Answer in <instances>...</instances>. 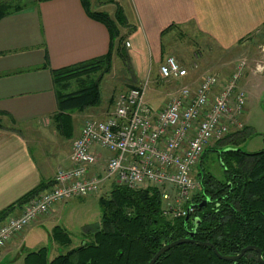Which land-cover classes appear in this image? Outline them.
<instances>
[{
	"label": "crops",
	"instance_id": "obj_1",
	"mask_svg": "<svg viewBox=\"0 0 264 264\" xmlns=\"http://www.w3.org/2000/svg\"><path fill=\"white\" fill-rule=\"evenodd\" d=\"M95 1V7L89 4L91 12L110 15L102 10L101 1ZM32 2L0 19V212L36 188L47 189L55 172L69 166L70 142L77 137L82 121L108 115L99 113L101 105L73 110L66 113L69 137L68 127L63 133L57 129L54 116L58 109L50 71L104 56L108 33L102 24L86 15L81 0ZM116 2L132 29H120V33L126 35L128 66L135 83H153L158 64L170 56L162 58L160 41L164 30L165 34L181 29L194 32L221 51L230 50L250 35L264 34V0ZM139 50L144 54L141 65ZM112 55L113 61L116 56ZM190 79L193 76L187 74L182 80ZM149 91L144 102L153 109L161 108L175 93L155 85ZM96 155L98 171L109 155ZM21 207L12 208L7 216H17ZM60 208V204L53 205L26 230H45L48 226L46 236L54 243L50 234L59 227L55 223L60 218ZM21 233L11 239L5 250L0 249V261L23 247Z\"/></svg>",
	"mask_w": 264,
	"mask_h": 264
},
{
	"label": "trees",
	"instance_id": "obj_2",
	"mask_svg": "<svg viewBox=\"0 0 264 264\" xmlns=\"http://www.w3.org/2000/svg\"><path fill=\"white\" fill-rule=\"evenodd\" d=\"M98 1L115 6L113 17L100 11L91 12L88 0H81V3L86 15L106 29L107 53L99 58L50 71L58 109L54 120L60 133L68 127L66 137H69V118L66 113L98 105V82L100 75L109 71L112 54L123 65H128L119 27H125L127 32L132 29L126 24L116 0ZM32 3V0H0V19ZM95 73H99L95 80L82 79ZM71 81H74L73 84ZM250 133L251 130L244 127L228 134L217 146L203 150L197 163L198 189L191 195L188 204L184 205L193 209L187 218H169L164 215L159 192L153 187L129 190L113 184L107 198L97 200L99 224L88 231V241H82L51 260L46 259L44 248L27 252L22 257V263L147 264L161 246L192 234L193 243L172 247L154 264H259L254 252L248 251L234 262L221 261L210 248L196 245L198 242L209 243L221 256L236 255L240 249L253 246L260 251L264 260V136L263 147L259 151L246 153L239 145ZM206 153H212L215 157L220 169L217 178L201 168ZM39 191L42 190H32L0 212V223L12 208L21 207ZM50 235L59 246L70 244L69 236L60 227H54Z\"/></svg>",
	"mask_w": 264,
	"mask_h": 264
},
{
	"label": "built area",
	"instance_id": "obj_3",
	"mask_svg": "<svg viewBox=\"0 0 264 264\" xmlns=\"http://www.w3.org/2000/svg\"><path fill=\"white\" fill-rule=\"evenodd\" d=\"M242 65L235 67L224 84L216 75L207 74L194 86L181 85L159 109L144 102V81L121 94L104 119L84 120L70 142L69 166L58 169L48 188L23 204L17 216H7L0 223V249L53 205L96 194L107 181L129 190L157 189L166 205L163 214L169 218L191 214L192 208L184 207L198 189L191 170L203 150L226 137L242 114L245 93L236 85ZM157 75L179 82L187 72L167 56L158 64ZM94 147L109 153L98 171ZM168 188L175 191L172 202L165 192Z\"/></svg>",
	"mask_w": 264,
	"mask_h": 264
},
{
	"label": "rangeland",
	"instance_id": "obj_4",
	"mask_svg": "<svg viewBox=\"0 0 264 264\" xmlns=\"http://www.w3.org/2000/svg\"><path fill=\"white\" fill-rule=\"evenodd\" d=\"M88 1L89 4L92 2V6L95 7V0ZM103 4L102 10L109 12V16L113 17L115 6L113 4H110L111 6L106 3ZM92 6H90V9H92ZM120 29L127 31L125 27H119V33L122 31ZM120 35L123 39L121 45L126 50L124 46V43L127 42L126 35H122L121 33ZM160 42L162 58L170 55L175 60L178 59L179 61H177L181 63L180 66L186 70L189 76H193V79L187 82L184 80L169 82L159 79L156 74L153 83L149 80L146 83L144 100L150 96L149 90L151 86L155 85L161 89L170 88L176 91L181 85L194 86V83L196 84L202 76L207 74L216 75L218 81L224 84L234 72L235 67L242 63L243 65L236 85L237 88L245 93L244 106L235 127L230 128L228 134L238 132L244 127L249 128L251 133L243 140L239 147L246 153L259 151L263 147L262 137L264 136V34H253L245 37L235 47L227 51H221L208 38L183 29L168 34L164 32ZM125 50L124 53H126ZM138 52V62L141 65L144 54L141 50ZM98 76L99 73H95L82 79L84 81L88 80L86 78L95 80ZM73 82L71 81L72 84ZM141 83L142 81L135 83L132 80L131 68L128 65H123L121 60L115 57L110 62L109 71L100 75L98 82L99 103L95 107L98 108L101 105L103 109L102 111L98 110L100 114L106 115L111 113L116 106L118 97L128 89L136 87ZM86 119L102 120L92 116L86 117L84 120ZM218 142L220 141L211 143L207 148L217 146ZM95 151L101 156L109 155L107 151L101 148L96 147ZM201 168L206 171L208 170L216 178L220 175V169L212 153L205 154L201 162ZM197 171L198 167L196 165L190 173L194 181H196ZM112 185V181H107L101 184L96 194L70 199L60 204V218L55 225L62 228L69 236L70 244L68 246H59L52 243L49 237L46 236L45 230H50L48 226L45 230H24L20 234L23 247L17 252H11L9 256L0 261V264H23L21 256L23 257L25 253L36 251L40 248L46 249V259L51 260L55 256L64 254L69 249L78 246L80 242L88 241L90 238L88 231H92L99 223L100 210L97 200L99 198H107ZM165 192L170 196L172 202V198L173 200L175 199V191L172 188H168ZM165 206V203H162V209ZM86 230L87 232H85ZM9 244L1 250H5Z\"/></svg>",
	"mask_w": 264,
	"mask_h": 264
},
{
	"label": "water",
	"instance_id": "obj_5",
	"mask_svg": "<svg viewBox=\"0 0 264 264\" xmlns=\"http://www.w3.org/2000/svg\"><path fill=\"white\" fill-rule=\"evenodd\" d=\"M199 207V206H198ZM192 234H189V237L188 238H181V239H178L176 241H173V242H170L168 244H165L163 246H161L157 252L154 254V256L149 260V262L147 264H154V262L163 254L165 253L166 251H168L169 249H171L172 247H175L177 245H180V244H186V243H193L192 241ZM197 246H200V247H208L210 248L212 251H213V254L215 255V257L221 261H230V262H234L236 260H238L239 258H241V256L247 252V251H254L256 253V259L257 261L260 263V264H264V261L261 260V257H260V252L257 248L255 247H252V246H247L245 248H242L238 254L236 255H233V256H221L219 255L214 247L208 243H197L196 244Z\"/></svg>",
	"mask_w": 264,
	"mask_h": 264
},
{
	"label": "flooded vegetation",
	"instance_id": "obj_6",
	"mask_svg": "<svg viewBox=\"0 0 264 264\" xmlns=\"http://www.w3.org/2000/svg\"><path fill=\"white\" fill-rule=\"evenodd\" d=\"M192 212H193V209H192ZM191 214H192V213H191ZM191 214H189L188 216H190ZM188 216H184V217L187 218ZM98 224H99V223H98ZM96 227H97V226H96ZM188 237H189V235H188ZM188 237H184V238H188ZM180 239H181V238H180ZM191 239H192V238H191ZM177 240H178V239H177ZM175 241H176V240H175ZM192 241H193V240H192ZM193 242H194V241H193ZM80 243H81V242H80ZM80 243H79V244H80ZM198 243H200V242H198ZM167 244H168V243H167ZM196 244H197V243H196ZM208 244H209V243H208ZM164 245H165V244H164ZM210 245H211V244H210ZM246 247H247V246H246ZM252 247H253V246H252ZM244 248H245V247H244ZM255 248H256V247H255ZM240 250H241V249H240ZM212 252H213V251H212ZM247 252H248V251H247ZM250 252H254V251H250ZM259 252H260V251H259ZM238 253H239V252H238ZM245 253H246V252H245ZM245 253H244V254H245ZM254 253H255V252H254ZM244 254H243V255H244ZM243 255H242V256H243ZM232 256H233V255H232ZM242 256H241V257H242ZM260 257H261V255H260ZM255 258H256V253H255ZM239 259H240V258H239ZM261 260H262V258H261ZM256 261H257V259H256ZM262 261H264V260H262ZM257 262H258V261H257ZM258 263H259V262H258ZM259 264H260V263H259Z\"/></svg>",
	"mask_w": 264,
	"mask_h": 264
}]
</instances>
